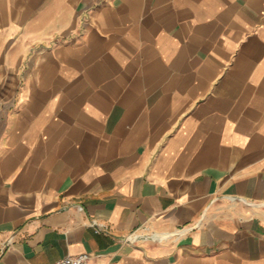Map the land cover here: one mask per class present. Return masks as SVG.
<instances>
[{"label":"crops","instance_id":"0c3cea01","mask_svg":"<svg viewBox=\"0 0 264 264\" xmlns=\"http://www.w3.org/2000/svg\"><path fill=\"white\" fill-rule=\"evenodd\" d=\"M83 252L264 264V0H0V264Z\"/></svg>","mask_w":264,"mask_h":264},{"label":"built area","instance_id":"2783aa9c","mask_svg":"<svg viewBox=\"0 0 264 264\" xmlns=\"http://www.w3.org/2000/svg\"><path fill=\"white\" fill-rule=\"evenodd\" d=\"M228 199H238V200H243L242 197H236V196H231V195H227ZM89 224L94 227L95 231H103L106 230V225L102 224V223H97L95 220H90ZM135 234L133 235V233L131 234L130 237H127L129 239H133L135 238ZM140 236H144V237H152L155 238L156 240L162 239L163 237H165V235H157L154 233H142L140 234ZM52 264H97L93 261V256L87 252H83V253H79L77 255H67L64 256L58 260H56L54 263Z\"/></svg>","mask_w":264,"mask_h":264}]
</instances>
